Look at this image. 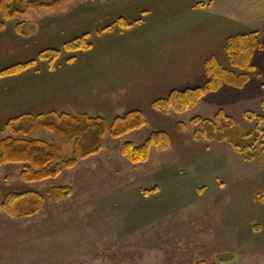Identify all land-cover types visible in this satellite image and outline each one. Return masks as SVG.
<instances>
[{
	"label": "rangeland",
	"instance_id": "obj_1",
	"mask_svg": "<svg viewBox=\"0 0 264 264\" xmlns=\"http://www.w3.org/2000/svg\"><path fill=\"white\" fill-rule=\"evenodd\" d=\"M26 1L18 4L24 7ZM37 1L53 8L36 12L62 13L78 22L72 35L64 32L55 39L43 34L41 42L34 43L35 54L45 45L50 47L42 51L46 54L59 50L57 62L73 55L62 50L65 40L88 34L93 51L74 54L75 62H83L94 58L99 44L109 36L98 38L95 29L114 25L118 19L129 25L151 10L152 18L177 15L198 24L194 30L199 32L186 39L192 51L185 55L187 65L182 66L185 70L180 76L185 77L186 87L207 82L204 63L208 58L228 66L223 49L230 36L256 32L263 48L254 52L256 72L242 89L222 87L186 113H160L151 108L157 100L151 96L157 95L148 91L137 94L146 97L135 104L140 110L131 111L143 112L145 126L120 139H112L107 126L102 150L55 179L24 183L19 179L22 165L1 167V197L10 192L44 196L56 187H70L72 195L59 203L45 201L36 217L28 219H11L0 213V264H264V134L259 132L254 144V160L246 162L225 141L196 138L204 127L201 122L191 123L195 117L211 121L222 111L247 136L264 129V0ZM209 2L213 7L192 11L197 3ZM16 50L11 48L9 54L13 57ZM19 54L17 51V59ZM31 59L37 62V56ZM130 67L135 85L144 84L142 90L160 80L137 63L121 67L119 74L123 76ZM108 89V103H133L128 93L114 95ZM109 114L99 116L107 125L125 115ZM180 124L184 125L181 129ZM157 131L168 134L167 151L151 148L148 160L136 166L122 157L123 143L138 146ZM46 132L35 127L30 138L58 148L61 159L69 158L71 142ZM6 136L1 130L0 140ZM153 188L156 192L143 195Z\"/></svg>",
	"mask_w": 264,
	"mask_h": 264
},
{
	"label": "crops",
	"instance_id": "obj_2",
	"mask_svg": "<svg viewBox=\"0 0 264 264\" xmlns=\"http://www.w3.org/2000/svg\"><path fill=\"white\" fill-rule=\"evenodd\" d=\"M52 8L26 11L7 21L0 30V70L30 62L33 56H37V62L32 60L33 66L11 77L0 78V131L8 119L22 115L35 117L53 113L74 117L82 115L103 117L110 113V116L116 117L131 110H140L135 104L146 97L137 95L143 91L152 92L157 96L151 98L160 99L171 91L189 88L186 87L185 77L180 78V76L185 70L182 66L186 68L187 65V62H184L185 55L192 52L186 46L187 36L199 32L194 30L198 25L194 21H186L187 18L177 15L171 19L164 15L152 18L151 10L145 17L141 16L140 21L135 20L129 25L115 22L114 25H102L99 29H95L94 34L98 38L101 35L105 37L107 33L109 36L104 38V43L99 44L94 58L85 59L83 62H75L74 59L70 61L66 59L63 62L54 60L50 64L47 60L39 58V53L48 50L44 48L50 47L45 45L41 51H35L38 52L35 54L34 43L39 44L43 34L55 39L58 35L63 36L64 32L72 35L76 23L72 16L66 18L62 13L36 12ZM204 10L192 8L194 12ZM17 24H22L21 34L16 33ZM58 32L60 34H57ZM66 41L68 39L61 46ZM28 46L29 51H27ZM11 48L17 49L13 52V57L9 54ZM93 49L91 45L82 53L91 52ZM17 51L20 52L19 59L16 57ZM130 63H137L155 79L160 76V80L158 82L153 80L152 88H149L150 83L147 89L142 90L144 84L136 86L132 80L131 67L123 76L118 72V69L125 65L129 66ZM158 72L161 74H157ZM107 86H110L109 89ZM107 89L114 95L118 94L117 92L128 93L133 103H124V105L108 103Z\"/></svg>",
	"mask_w": 264,
	"mask_h": 264
},
{
	"label": "trees",
	"instance_id": "obj_3",
	"mask_svg": "<svg viewBox=\"0 0 264 264\" xmlns=\"http://www.w3.org/2000/svg\"><path fill=\"white\" fill-rule=\"evenodd\" d=\"M19 1L0 0V30L4 28L5 22L22 15L25 11L49 7L48 4H41L37 0H27L24 7H20ZM194 7L211 8L212 2L197 3ZM118 23L122 24V20L118 19ZM21 27L22 24H17L15 27L18 34L22 33ZM90 47L88 34H84L79 38L66 41L62 45V50L73 53L68 58L70 61L74 59L76 52L88 50ZM262 48L263 45L257 40L256 32L230 36L223 49L228 66H224L214 57L208 58L204 64L207 82L203 86L171 91L166 97L153 101L151 108L160 113L171 110L176 114H183L193 110L204 96L215 93L222 87L242 89L249 82L251 74L256 72L252 64L253 54ZM59 53V50H53L48 54L41 52L39 58L51 64ZM33 63V61L19 63L0 70V78L20 73L33 66ZM196 122H201L204 127L202 135L196 134V138L225 141L232 151L242 156L244 161L254 160V144L257 142L259 132L264 134V129H258L252 137L247 136L236 126L233 119L222 111H219L211 121L202 122L199 117L191 119V123ZM145 124V116L141 111H130L121 117H116L109 125L101 117H89L88 115L74 117L47 113L36 117L22 115L11 118L5 122L2 129L7 136L0 140V169L5 165H22L19 179L24 183H39L55 179L63 170L73 169L79 161L95 156L102 150L107 126L109 136L112 139H120L142 129ZM183 126L180 124L178 128L181 129ZM35 127L71 142V156L61 159L58 148L46 142L31 139L30 136ZM262 144L264 145L263 142ZM169 147L168 134L157 131L151 133L138 146L123 143L120 147V154L130 164L136 166L148 160L151 148L165 152ZM154 192L156 188L145 191L143 195L148 196ZM262 194L263 199L264 190ZM71 195L70 187L51 188L44 196L36 192H10L1 197L0 191V213L11 219H28L40 212L45 201L59 203Z\"/></svg>",
	"mask_w": 264,
	"mask_h": 264
}]
</instances>
